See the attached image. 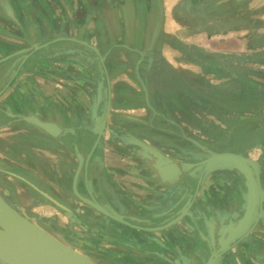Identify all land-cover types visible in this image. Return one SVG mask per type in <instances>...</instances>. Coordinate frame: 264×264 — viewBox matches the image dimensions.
Returning <instances> with one entry per match:
<instances>
[{
    "label": "crops",
    "instance_id": "crops-1",
    "mask_svg": "<svg viewBox=\"0 0 264 264\" xmlns=\"http://www.w3.org/2000/svg\"><path fill=\"white\" fill-rule=\"evenodd\" d=\"M259 2L264 8V0H0V59L16 53L0 64V77L11 73L3 85L5 98L0 99V107L9 115V123L0 127V145L7 144L6 148L11 151L9 175L13 178L7 173L11 180L8 182L19 197L28 201L27 211L33 212L30 209L38 207L45 210L42 212L47 216L52 214L42 205L41 195L53 192L67 203L75 200V204H67L69 209L64 210L71 223L77 226L76 230H82L83 234L81 225L94 228L96 224L92 222L96 223L95 213L98 212L72 191L77 173L76 190L84 199L89 200L88 193L94 190L102 191L100 197L103 198L105 188L113 191L125 207L136 208L137 216L158 214L157 221L185 208L182 220L164 231L152 232L137 227L136 264H204L214 258L218 251L212 248L219 243L216 237L205 232L213 233L214 224L221 216L228 217L231 211L234 214L240 190H246L237 173L222 169L210 173L200 183L198 192L192 195L184 191L187 187L184 180L172 188L160 184L148 161L138 155L139 148L127 142L142 137L137 127L150 119L170 123L172 135L167 134L168 137L174 138L176 133L183 140L192 129L186 123L189 117L182 114L183 121H176L181 111L188 115L192 112L199 129L207 133L205 114L195 112L193 106H196L216 114H213L215 119L222 120L224 113L231 117L230 121L240 123V133L250 135L253 142L244 143L243 147L233 148L231 152L242 153L248 149L246 154L251 159L260 164V157L264 161V97H260L264 88L249 77L252 71L249 75L248 71L240 75L244 69L238 70L241 65L245 70H255L254 65L264 64V56L259 57L260 62H254L256 55L264 52V9L259 22L253 14ZM188 7L207 12L201 20L194 19L186 12ZM156 27L157 34L151 45ZM257 41L261 44L255 47ZM190 56H197L193 58L198 65L197 71L190 70ZM159 61L164 63L167 72L162 81L150 86L148 75ZM260 65L258 67L262 68ZM206 69L215 72L216 81L206 82L201 73ZM137 75L143 80L140 86L148 91L152 111L149 119L144 117L143 110L137 109ZM159 82L173 87L172 92L162 94L151 90ZM222 84L235 92L228 97V106L222 103L227 97H223L221 91L213 94L214 98L207 93L209 89L223 88ZM254 84L258 93L237 94L238 89H252ZM0 89L1 96L3 88ZM105 103L109 107L108 115L104 114ZM256 106L259 110L254 112ZM28 113H35L72 132L54 139L14 116ZM94 121L97 126L101 122L106 126L103 128L107 136L103 137L102 146L94 157V150L87 145L81 161H85L84 167L89 171L81 173L75 156L79 148L77 135H91ZM116 125L124 141L115 140L119 145L111 154L106 146L114 143L109 144L108 138L110 127ZM148 129L150 131V127ZM66 136L72 137L70 141ZM170 147L173 153L174 148L183 151L177 145ZM62 151L72 157L59 161ZM173 159L180 162L178 156ZM95 166L99 171L106 169L107 177L97 173ZM23 173L27 176L25 179ZM20 176L25 186L17 183ZM260 185L264 190V174ZM69 193L75 198H68ZM179 202V207L170 211ZM167 210L170 212L165 214ZM137 221V226L148 227L142 223L146 222L144 219L137 217ZM196 223L200 224L201 237ZM104 227L105 224H100L93 231L103 232ZM123 231L132 240L133 232L127 228ZM79 232L75 231L74 236L81 240L86 234ZM196 248L210 254L205 262L187 254L181 259L168 254L176 255V250H180L185 255ZM162 254L167 261L160 259ZM229 259L231 264H264V219L258 220L246 242L233 245Z\"/></svg>",
    "mask_w": 264,
    "mask_h": 264
},
{
    "label": "water",
    "instance_id": "water-1",
    "mask_svg": "<svg viewBox=\"0 0 264 264\" xmlns=\"http://www.w3.org/2000/svg\"><path fill=\"white\" fill-rule=\"evenodd\" d=\"M157 34V27L154 29L150 44L152 45ZM16 53L5 56L0 59V64L10 60ZM145 101L149 104V95L147 89L143 86ZM95 110V109H94ZM20 120L43 131L54 139L60 138L65 133H71L72 129L63 128L61 125L39 118L35 113L27 115H14ZM94 116V111H93ZM97 135L99 143L103 133L92 131ZM113 135L114 130H109ZM135 141L127 143L139 148L138 155L148 161L150 168L154 171V176L162 185L169 188L175 187L181 180L187 182V188L196 181V189L193 194L198 192L200 183L210 174L219 169L229 170L237 173L241 183L246 190L241 189L240 197L237 199V207L240 210L231 211L228 217L221 216L214 224L215 229L205 232L208 236L217 238L221 249L204 264H220L219 256L225 250L239 243L246 242L250 231L255 227L259 219H264L262 205L264 203V190L260 185L261 164L251 159L247 154L234 152H209V157L198 163L177 162L170 156L161 152L155 145L150 144L145 138L137 137ZM193 141V140H192ZM194 144H197L194 142ZM199 146V144H197ZM201 149L205 148L199 146ZM77 157L82 160V155L77 153ZM79 169V168H78ZM77 173L74 175L72 191L79 196L86 204L94 207L103 216H110L101 203L91 201L81 197L76 190ZM241 187V186H239ZM240 189V188H239ZM246 191V192H245ZM192 194V195H193ZM45 195V194H43ZM56 206L65 209L57 201L48 195H45ZM177 203L170 211L179 207ZM182 210V211H181ZM174 214L177 216L171 221L154 228L140 229L146 231H164L177 222L182 220L184 210L181 209ZM165 214H167L165 212ZM165 216V215H164ZM117 220H122L117 217ZM130 225L127 221H122ZM209 225V223L205 222ZM196 229L199 231L200 224L196 223ZM188 226V225H187ZM191 228V227H190ZM210 228V226H209ZM197 231V232H198ZM199 236L202 233L198 232ZM214 236V237H213ZM230 246V247H229ZM218 256V257H217ZM0 264H96L90 258L77 250L69 247L60 240L53 237L40 226L29 220L13 206H11L0 195Z\"/></svg>",
    "mask_w": 264,
    "mask_h": 264
},
{
    "label": "rangeland",
    "instance_id": "rangeland-1",
    "mask_svg": "<svg viewBox=\"0 0 264 264\" xmlns=\"http://www.w3.org/2000/svg\"><path fill=\"white\" fill-rule=\"evenodd\" d=\"M258 5L259 6H255V8L253 10V12H254L253 14L258 17L257 21L259 22V20L263 17V9L264 8L260 5V2L258 3ZM186 12L189 13L191 18L200 19L201 20L204 17L205 12H207V11L204 12L201 9L198 11V9H196V8L190 7V9H189V7H188L186 9ZM260 44H261V41H257L255 47L256 46L258 47ZM262 54L263 55H256V58H255L254 62L255 61L260 62L259 61V57L260 56H264V52ZM194 57H197V56H194ZM194 57L190 56V60H191L190 70L191 71L193 69L196 70V71L198 70V69L195 68L198 65H197V62L193 59ZM206 58L209 59V60L212 59V61L216 62V60H213L212 57L209 58L208 56H206ZM224 60H226L228 62L227 59H224ZM212 61H211V63H212ZM263 61H264V59H263ZM242 63H244V62L242 61ZM258 64L260 65L261 62L258 63ZM193 65H195V66H193ZM259 65H254V69L255 70H250V68H248V70H245V67L244 66L242 67V65H241V66L238 67V70L240 72V69H244V72H243V70H241L240 75H246L245 72H247V71H248L247 74L249 75V74H251L250 71H252L253 75H251V76L249 75V77H253L254 81H256V83H260V85H262L261 87L264 88V64L260 65V67L263 66L262 68H259L258 67ZM213 72L214 71H209V69H206L205 71L201 72L206 77V82H208L210 80L211 81L212 80L216 81V77L214 75L215 72L214 73ZM10 74L11 73H8L7 76L4 75V77L3 76L0 77V84H1L0 88L1 87L3 88L2 91H1L2 94L0 96V99H1V97L5 98L6 89H4L3 85L9 79ZM226 74H228V73H226ZM182 76L184 77V79H188L184 74H182ZM192 79L193 78L190 77V80H192ZM228 80H230V78L227 75L226 81H228ZM142 82H143V80H140L139 76L137 75V109L138 110H143L142 113H144V117H146V118L148 117V119H149V117L151 115V113H150L151 109L149 107H147L146 104H144L146 102V101L144 102L145 95H142V93L144 92L143 91V86L142 87L140 86ZM164 83L165 82H163V84H161V82H159L158 84L155 85V88H154V86L151 87V90L160 91L162 94L166 93L167 91L168 92H170V91L172 92L173 87H171V86L168 87L167 84H164ZM152 84H153V81L150 82L149 85L151 86ZM222 85H223L222 86L223 88L216 87V88H214L215 90L209 89V90H207V93H209L208 95L211 98H214V95H217L218 91H221L223 93V97H227V101H223L222 103L225 104L226 106H228V105H230V103L228 101V97L231 96L230 94L233 95V93H235V92H234V90H232V92H230V90L225 89V87H224L225 84H222ZM239 86H241V85L239 84ZM239 88H241V87H239ZM205 89H204V91H205ZM250 92L258 93L257 90L251 89L250 87H247L245 89H238L237 90V94L238 95L239 94H243L244 95L245 93L250 94ZM226 93H227V95H226ZM163 96H165V95H163ZM262 96L264 97V93L262 95L260 93V97H262ZM166 99H167V97H166ZM263 106H264V103H263ZM213 108H214L213 106H210V109H213ZM193 109H194L195 112L201 113L200 115H202V116H204L203 114H205V116H204L205 117V124L207 125V129L209 130L207 133L210 132V134H212V135L214 133H218L219 134V136L221 137L220 138V142H221L220 148L221 147L225 148V147H230V146L233 147V148H237V147L240 148L241 146L243 147L244 143L250 144L251 141H253L250 136L247 137V136H245V135L240 133V131H239L240 129L239 128L242 125L240 123H236L235 124V122H233V120L230 121L229 119H231V117L229 115H225L224 113H222L223 118H222V120H219V118L215 119L214 115H216V114L213 113L214 114L213 115V114L209 113L208 109L202 110V109H198L196 106H193ZM178 114L180 116H178V120H176V121L177 122L183 121V119L181 117V115L183 114L184 116L189 117L188 120L186 119V123L189 125V128L192 129L189 134L184 135L183 140L180 139L182 137H178V135H176L175 131H174V133H175L174 134V136H175L174 138H171V137L168 138V136H163L162 133L157 134V132L161 131V129H162L163 132H166V134H169V136L172 135L171 134V132H172L171 127L172 126L170 125V123L168 124L167 122L163 121L162 119L161 120H152V119L148 120L147 122H145V124L137 127V133H139L143 138H145L150 144L156 145L157 148H159L158 146H160V145H164L166 147H170V146H174V145H177L178 147H186L187 143H190V144H193V145H196L197 147H199V146H202V144H205V143L208 144L209 141L212 142L214 140L212 135L207 134L206 132H202L199 129L197 120L192 118V112L189 115L184 113V112H182V111L178 112ZM194 115L195 114H193V116ZM137 116H138V113H137ZM140 117H143V116H140ZM194 117H196V116H194ZM256 122H257V120H255V123ZM147 124L149 126H146ZM157 124H159L158 126H160L162 128H158ZM151 125H152V127H151ZM149 127H150V132H147V131L145 132L144 129H148ZM212 128H217V129H212ZM237 133H240V134L236 135ZM68 134H70V133H65L64 135H68ZM105 135L107 136V133H104V136ZM66 137H69V138H67L68 141H70V139L72 138V137L70 138V136H66ZM109 138H108L109 144H110V142H114V143L111 145V147L106 146V149H110L109 153L112 154V151L115 150V148L118 147L119 144H118L117 141H111V139H109ZM85 139H86L85 135H81V134L77 135V142L79 143V148H80V150L82 151L83 154H85L86 151H87V142H85ZM108 141H106V143ZM194 142L199 144V146L197 144H194ZM165 150H166L167 153H170V150H167V149H165ZM205 151L208 152V150H205ZM251 154L254 155L253 151L251 152ZM255 155H257V153ZM263 156H264V154H263ZM70 157H72V155L70 156V153L62 151L61 160H59V161H62L65 158H70ZM72 159H74V157ZM0 174H1L0 177L2 179H4L5 181H11L7 177L4 178L5 175L3 176L2 173H0ZM142 174L145 175V173H142ZM0 187H1L0 189L3 190L4 193H6V194L10 193L7 190L6 186H0ZM10 194H12V193H10ZM52 194L54 196H56L53 192H52ZM39 195H41V194H39ZM11 196H13V195H11ZM11 196H9V197H11ZM41 197L43 198V201H41L42 205H45V207H47L46 210L52 213V214H49V216H47V214H44V212H42V211H45V210H41L38 207H33V208L30 209L33 212H31V211L28 212L27 208L29 206H27V204H26L28 201L24 200L23 196L19 197L17 195L16 197H11V199L15 203V206L18 209H20L22 211L21 213L25 217H27L29 220H31L32 222H34L35 224L40 226L42 229L47 231L49 234H51L53 237H55L56 239L60 240L64 244L68 245L69 247H71L73 249L78 250V252L84 254L88 258H91L92 260L97 261L98 264H114V263H105V261H103L104 260V259H102L103 252H105V255L109 254V253H113V255L114 254L123 255V254H128L129 253V251L127 249H124L123 247H119L118 246L119 248L118 247L115 248L117 246V244H114L115 246L113 245L114 247L111 248V244L105 242V240L103 238L104 232L98 233L96 230L93 231V229L99 227L100 224H104V222H103L104 221V216L99 211H97L98 213H95L97 215L96 220H95L96 223L92 222V223L96 224V226L94 225V228H93V226H90V228H88L87 226L85 227V225H81L80 227L84 230V232L82 234L81 233L82 230H76L77 226H74L71 223V220H70L69 217H67L65 211H63L62 209L61 210L58 209V207L54 203H52L49 199H47L43 195H41ZM68 204L69 205L70 204L71 205L75 204V200H73V202H70ZM133 211L135 213H137L136 208ZM75 231H80L79 233L81 235H84V234H86V235L83 238H81V240H80V239H78V237L74 236ZM126 234H127L126 232H124V233L121 232V235H119V236H121L120 240L125 241L127 244L137 245V231L131 234L132 235L131 236L132 240H130L129 239L130 236H128ZM119 242H121V241H119ZM88 244H91L93 247L98 248V251L102 252V253L96 254L95 251L94 252L92 251V249L91 250L87 249V245ZM125 261L130 262L132 264H136L135 261L134 262L131 261V260H125ZM120 262L117 263V264H120Z\"/></svg>",
    "mask_w": 264,
    "mask_h": 264
},
{
    "label": "flooded vegetation",
    "instance_id": "flooded-vegetation-1",
    "mask_svg": "<svg viewBox=\"0 0 264 264\" xmlns=\"http://www.w3.org/2000/svg\"><path fill=\"white\" fill-rule=\"evenodd\" d=\"M165 72H167V70L165 68L164 63L162 61L156 62L154 67L150 70V73L148 75V76H150V81L151 82L153 81L154 83H157L158 81H162L161 79H163ZM108 109H109L108 104L105 103L104 114L108 111ZM108 113L109 112H107L106 115H108ZM8 116H9L8 113H6V111L0 107V127L6 126V124L9 123V117ZM101 120H102V122H104L103 117ZM102 122H101L100 126H97L96 122L94 121V123H92L93 126L90 129L91 135L85 136L86 137L85 140H87L86 142H87V145H89V149L92 151L94 150L93 157L95 155H97L95 153H98L99 149L102 146V140L104 137V133H107V131H105L106 126L104 127L102 125ZM117 126L118 125L110 127V129L113 128V130L116 134L113 135L110 132V134H109L110 138L109 139H111V141L117 140V141L123 142L124 141L123 133L120 131V128ZM212 129H217V128H212ZM92 131H96V132L102 131V133H103L99 143H97L95 146H94V144L97 141V135L95 133H93ZM144 131L150 132L149 129H144ZM158 132L162 133L163 136H168L166 134V132H163V130L158 131ZM241 134H243V133H241ZM243 135H245L247 137L250 136L247 134H243ZM212 137L214 138V140L212 142L209 141L208 144L207 143L202 144L201 147L205 148L208 151H212V152H226V151L231 152V150L233 149V147H231V146L225 147V148H222V147L220 148V146H221L220 138L221 137L218 134L216 136L213 134ZM6 147H7V144H3L2 146L0 145V166H2V169H0V173H2L3 176L5 175L4 178L8 177V175L10 173L9 168H12V165H11L12 164L11 163L12 154H11V151H9V149H7ZM158 147H159L158 149H160L164 154H166L172 158H174V156H178L180 158L179 159L180 162L198 164V163L206 160L210 156L207 151L201 149L200 147H197L196 145L190 144V143H187L186 147H181L183 149V151H179L178 149L174 148V150H175L174 153L171 151L172 147H166L164 145H160ZM165 149L170 150V153H167ZM244 150L248 151V149H244ZM247 151H243L242 153L246 154ZM81 152L82 151H80L78 148L77 153L81 154ZM82 155H83V153H82ZM75 156H77V155H75ZM259 160H260L261 165H262L261 174H260V179H261L262 175L264 174V161H262L261 157ZM77 162L79 164V169H78L79 172L83 173L84 171H87V172L89 171L88 169H86L84 167L85 161H81V163H80V160L78 159ZM95 165H97V163H95ZM94 169L97 170V173L101 172L100 175L104 176V177H107V174L109 173L104 168H103L104 170L99 171L98 166H95ZM21 171H23V170H21ZM76 171H77V168H75V172ZM7 173H8V175H7ZM102 173H104V175ZM22 175H25L23 177L24 179L27 177L25 173H23ZM77 175H79V174H77ZM9 176L12 177L11 175H9ZM23 178H22V176H20V179H16L17 183L20 186H22V184L25 186V184L23 183V180H24ZM239 180H240V178H239ZM183 183H185V181H183ZM195 185H196V181H193L192 184L189 186V188L186 187L187 190H186V188H184V191H186L187 193L192 192L191 194H193V192L196 189ZM0 186H6L7 190L10 193H12V194L9 193L10 194L9 195L8 193L7 194L4 193V191L0 189V195L6 200V202H8L11 206H13L17 211H19L21 213L22 211L15 206V203L11 199V197L17 196V193H16L15 188L12 185V183L5 181L4 179H2L0 177ZM101 192L94 190V191H92L91 194L88 193V198L91 201H94V202L98 201L99 203H101L102 206L105 208V210L110 214V216H104V224H105L104 228L105 229L103 230V232H104L103 238H104L105 242L111 244V248L115 246L114 244H117V246L115 248H117L119 246V247H123L124 249H127L129 251L128 254H123V255H119V254L113 255V253H109V254L105 255V252H103L102 259H104L103 261H105V263L117 264L122 260L123 261L124 260H131L133 262L134 261L137 262V252H138L137 251V245L127 244L125 241L120 240L121 236H119V235H121V232H123V233L125 232V231H123L125 228H127V230H131V232L134 233L137 231V229H136L137 227H141V226H137V224H135V223H139L137 221V217L140 219H144L146 221V222H142L143 224H148V227H145V228H154V227H158L162 224H165V223L171 221L172 219H174L177 216V214L171 213L170 215H167L164 218L159 219L158 221L155 220L157 218L158 214H153V215L147 214V215H143V216H137V213H135L129 207H125V205L120 201V199L117 198V195L114 194L113 191L109 192L104 188L103 193H104L105 197L103 196V198H101L102 197ZM8 195L9 196L13 195V196L9 197ZM49 196H50V194H49ZM69 197L75 198V197H72L71 194L68 195V198ZM51 198H53L55 201H57L65 209L68 208V205H67L68 203L65 200L59 198L57 195L54 197V195L51 194ZM41 201H43V200L41 199ZM263 207H264V205H263ZM58 209L61 210L62 208L58 207ZM62 210L65 211L64 209H62ZM237 210H240V208L236 207L235 211H237ZM168 211L169 210L166 211L167 214L170 212V211L169 212ZM117 217H120L122 220L118 221ZM122 221H127L130 225H127L125 223L123 224ZM119 241H121V242H119ZM232 247H233V245L229 248V250H227V251L225 250L223 253H221V256H219V257L217 256L218 258H220V261H219L220 264H227L228 262L231 264V260L229 258H230V250L232 249ZM87 249H90V250L92 249V251L93 252L95 251L96 254L102 253V252L98 251V248L93 247L91 244L87 245ZM212 250L219 251L220 250L219 245L215 249L212 248ZM176 252H177L176 255L170 254V253H168V254L171 257L175 256L174 258H177V259H181V257L184 258L187 254L188 257H194L195 256L196 258H198V260L200 262H205L210 256V254H208V252L207 253L201 252V250H199L198 248H196L193 253H189V252L185 253V251H184L185 255H182L183 253L180 250H176ZM160 259L167 261L165 259V254H162ZM92 261L94 263L98 264L97 261H95V260H92Z\"/></svg>",
    "mask_w": 264,
    "mask_h": 264
},
{
    "label": "trees",
    "instance_id": "trees-1",
    "mask_svg": "<svg viewBox=\"0 0 264 264\" xmlns=\"http://www.w3.org/2000/svg\"><path fill=\"white\" fill-rule=\"evenodd\" d=\"M255 86L254 87H252V89H255V90H258V88L256 87L257 85L256 84H254ZM255 105H257V104H255ZM258 106V105H257ZM255 107L254 108V112H257L258 110H259V108L258 107ZM253 142V141H252Z\"/></svg>",
    "mask_w": 264,
    "mask_h": 264
}]
</instances>
